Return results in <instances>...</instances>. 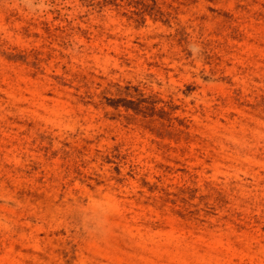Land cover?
Here are the masks:
<instances>
[{
	"label": "rangeland",
	"instance_id": "374dc122",
	"mask_svg": "<svg viewBox=\"0 0 264 264\" xmlns=\"http://www.w3.org/2000/svg\"><path fill=\"white\" fill-rule=\"evenodd\" d=\"M0 264H264V0H0Z\"/></svg>",
	"mask_w": 264,
	"mask_h": 264
}]
</instances>
